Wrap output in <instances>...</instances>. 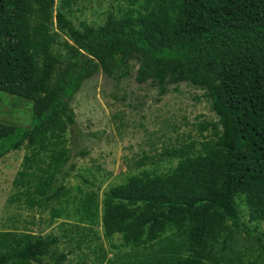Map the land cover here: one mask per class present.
<instances>
[{
    "label": "trees",
    "instance_id": "trees-1",
    "mask_svg": "<svg viewBox=\"0 0 264 264\" xmlns=\"http://www.w3.org/2000/svg\"><path fill=\"white\" fill-rule=\"evenodd\" d=\"M140 1L137 11L79 29L67 16L76 0H58L57 9L55 0H0V94L31 102L28 126L0 123V159L24 143L33 151L14 180L17 198L30 209L67 198L74 161L86 154L70 101L99 72L125 74L137 60L138 84L150 82L159 96L169 85L198 87L218 120L197 125L213 137L202 138L194 156L161 153L180 157L172 171L144 170L105 192L104 236L143 247L174 230L188 254L170 264H228L214 251L235 228L260 247L249 264H264V233L242 221L236 203L243 198L250 223L264 222V0ZM53 17L73 42L65 60L53 50ZM81 206L96 216L91 195ZM57 245L53 235L0 231V264H62Z\"/></svg>",
    "mask_w": 264,
    "mask_h": 264
},
{
    "label": "rangeland",
    "instance_id": "rangeland-1",
    "mask_svg": "<svg viewBox=\"0 0 264 264\" xmlns=\"http://www.w3.org/2000/svg\"><path fill=\"white\" fill-rule=\"evenodd\" d=\"M55 1L57 9L58 0ZM140 3L76 0L67 16L79 29L82 23L99 27L110 13L119 17L139 10ZM50 29L57 39L54 52L67 59L66 45L73 42L58 29L55 17ZM138 67L139 62L132 60L125 74L108 77L99 72L84 82L70 101L77 132L81 134L79 142L86 154L74 161L75 167L65 182L67 198L58 203L51 201L41 209L27 208L22 198H17L19 190L14 187V180L24 158L33 151L24 143L19 150L0 159V231L57 237L55 254H66L62 264H170L173 258L188 254L184 236L174 230L150 245L132 247L124 245L120 235L106 238L102 229V199L109 188L144 170L157 174L172 171L180 157L161 153L182 150L187 156H194L202 138L213 137L211 129L200 135L197 125L215 124L218 120L202 89L181 83L169 85L168 93L159 96L150 82L135 81ZM30 118L31 102L0 94V123L26 127ZM145 157L150 160L140 166L139 161ZM86 195H91L97 204L96 216L91 219L81 206ZM236 203L242 221L264 233V222H249L243 198L237 197ZM51 209L59 215L52 217ZM230 231L225 244L219 242L215 246L216 257H227L228 264H249L255 260L260 253L257 241L235 228Z\"/></svg>",
    "mask_w": 264,
    "mask_h": 264
}]
</instances>
